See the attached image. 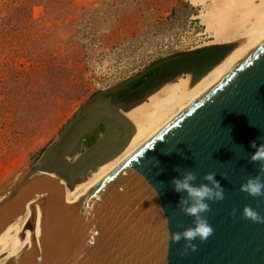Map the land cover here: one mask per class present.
<instances>
[{"label": "water", "instance_id": "obj_1", "mask_svg": "<svg viewBox=\"0 0 264 264\" xmlns=\"http://www.w3.org/2000/svg\"><path fill=\"white\" fill-rule=\"evenodd\" d=\"M168 62L91 100L0 202V234L33 212L24 246L0 264H264V223L242 218L245 205L264 216V197L239 190L259 169L248 159L255 152L250 142L264 143V36L145 139L65 223L52 228L51 209L87 170L116 153L100 152L104 136L79 151L99 121L116 117L127 122L119 108L110 106L111 96ZM78 153L75 162H66ZM186 170L197 173L196 186L208 183L202 179L205 173L215 172L225 189L224 200L208 201L211 211L205 215L214 232L203 243L193 241L195 252L185 249L184 240L168 239L192 223L178 207L186 192H175L170 183Z\"/></svg>", "mask_w": 264, "mask_h": 264}, {"label": "rangeland", "instance_id": "obj_2", "mask_svg": "<svg viewBox=\"0 0 264 264\" xmlns=\"http://www.w3.org/2000/svg\"><path fill=\"white\" fill-rule=\"evenodd\" d=\"M192 1L0 0V200L100 93L178 61L128 105L178 77H201L232 50L212 44ZM208 50L205 62L194 59ZM110 100L122 108L117 94ZM105 131L99 121L81 153Z\"/></svg>", "mask_w": 264, "mask_h": 264}, {"label": "bare ground", "instance_id": "obj_3", "mask_svg": "<svg viewBox=\"0 0 264 264\" xmlns=\"http://www.w3.org/2000/svg\"><path fill=\"white\" fill-rule=\"evenodd\" d=\"M192 2L201 9L199 18L206 25L207 34L213 38L212 44L234 47L201 77L193 78L190 75L178 77L134 100L133 103L121 105L120 114L127 122L116 117L105 119L103 122L106 124V131L104 137L102 136L105 141L99 147L100 152L120 151V153L96 166V169L84 180L75 182L73 189L67 192L62 202L51 209L52 228L65 223L84 198L117 170L145 139L183 109L195 95L264 36V0H193ZM87 121L90 122V119ZM93 133L91 132L90 135ZM85 139L82 141L85 142ZM89 139L91 138L87 140ZM79 151L82 152L80 149ZM80 156L81 153H78L66 162L71 164ZM32 218L33 212L29 210L24 216L10 223L0 234V262L11 258L24 246L23 239L30 229Z\"/></svg>", "mask_w": 264, "mask_h": 264}, {"label": "clouds", "instance_id": "obj_4", "mask_svg": "<svg viewBox=\"0 0 264 264\" xmlns=\"http://www.w3.org/2000/svg\"><path fill=\"white\" fill-rule=\"evenodd\" d=\"M250 147L254 148L255 152L248 159L251 163L259 164V169L255 176H249L240 185L239 190L251 197H264V143L257 145L255 141H252ZM165 154H169V152H165ZM176 170L181 171L179 168ZM215 177V172H207L202 179L208 183H201L196 186L193 182L198 178L197 173L193 170H186L182 172V178H173L170 181L175 192H186L187 195L179 199L178 207L184 215L192 218L191 225L185 227L182 231L168 234L171 243L178 244L181 240H184L185 249L195 252L197 245L193 241L199 240L203 243L212 236L214 228L205 215L211 211V205L208 201L215 203L225 198V189ZM233 214H235V209H233ZM242 218L253 223H264V216H261L250 205L243 207Z\"/></svg>", "mask_w": 264, "mask_h": 264}, {"label": "trees", "instance_id": "obj_5", "mask_svg": "<svg viewBox=\"0 0 264 264\" xmlns=\"http://www.w3.org/2000/svg\"><path fill=\"white\" fill-rule=\"evenodd\" d=\"M208 52V53H207ZM205 53V55H203ZM204 53H200V55L198 54L194 59H196L197 61L199 60L200 62L199 63H203L205 62V60L207 59V56L213 54V52L211 50H208V51H205ZM202 54V55H201ZM180 62V61H179ZM183 63V62H181ZM169 64L167 65H163V66H160L154 70H152L151 72H149L144 78H142L140 81H138L136 83V85L133 87V89H139V91H141V86L144 84V83H148V85H150L151 83L157 81L158 79H160L161 77H163L162 75H160L162 73V71L168 67ZM146 86V87H147ZM138 91V90H137Z\"/></svg>", "mask_w": 264, "mask_h": 264}, {"label": "flooded vegetation", "instance_id": "obj_6", "mask_svg": "<svg viewBox=\"0 0 264 264\" xmlns=\"http://www.w3.org/2000/svg\"><path fill=\"white\" fill-rule=\"evenodd\" d=\"M178 61H174V62H170L169 63V66L166 67L162 73L160 75H165L167 72H169L170 70H172V68H174L175 64H177ZM167 65V64H166ZM147 74H145L144 76L136 79L135 81H133L131 84H129L124 90H122L121 92H119L117 94V99H118V103L119 104H123L124 103V100H126L127 98H129L130 96H134L136 94H138L140 91L139 89H133V87L136 85V83L138 81H140L142 78H144ZM157 81L153 82V83H157ZM148 83H144L142 86H141V91L147 86ZM138 90V91H137ZM101 127V126H100Z\"/></svg>", "mask_w": 264, "mask_h": 264}]
</instances>
